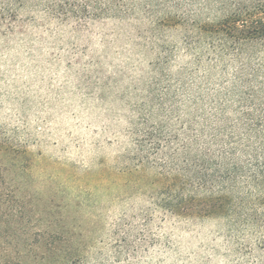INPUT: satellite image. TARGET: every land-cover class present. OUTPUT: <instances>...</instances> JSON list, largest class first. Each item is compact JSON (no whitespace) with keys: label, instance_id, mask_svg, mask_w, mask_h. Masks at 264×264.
<instances>
[{"label":"rangeland","instance_id":"obj_1","mask_svg":"<svg viewBox=\"0 0 264 264\" xmlns=\"http://www.w3.org/2000/svg\"><path fill=\"white\" fill-rule=\"evenodd\" d=\"M203 5L0 0V167L18 212L2 224L0 264H55L73 251L80 264H264L263 185L187 186L186 218L156 205L181 188L169 162L181 123L193 124L195 89L211 113L214 86L224 92L237 67L195 43L194 20L214 18ZM226 98L229 124L237 97ZM145 228L128 256L123 243Z\"/></svg>","mask_w":264,"mask_h":264},{"label":"trees","instance_id":"obj_2","mask_svg":"<svg viewBox=\"0 0 264 264\" xmlns=\"http://www.w3.org/2000/svg\"><path fill=\"white\" fill-rule=\"evenodd\" d=\"M203 6L213 13L214 18L204 23L194 20L197 32L204 35V40L198 36L195 43L206 44L207 56L213 62L231 57L236 61L237 67L233 79L223 86L224 92L214 86L215 96L210 102L216 104V108L211 113H202L201 108L195 106L204 101L202 91L195 89L197 96L193 99V124H185L183 121L179 128L181 137H175L179 143L170 155L172 160L169 165L173 166L177 174H181V188L174 192V197L168 201L162 198L156 205L178 218H186L190 214L193 196L188 198L185 191L187 186L210 189L217 181H223L228 188L233 186L237 178H241L246 184L253 182L254 186L264 187V59L259 57L261 50H264V0H204ZM250 58H256L257 63L248 64ZM201 61L200 55H194L195 69L200 67ZM228 64L229 62L222 67L223 72L227 71ZM210 71L209 69L203 75V86L209 81ZM231 94L237 97V107L234 109L236 119L227 124L225 108L229 99L226 97ZM4 143L0 139V151L3 150ZM192 151L195 154L191 158L188 154ZM180 153L186 155L178 157ZM165 164L168 165L167 162ZM165 164H161L163 169L167 166ZM243 170L245 174L239 177V172ZM5 182L4 168L0 167V241L7 235L2 224L18 214L14 207L16 197L10 191H4ZM138 232L134 240L123 243L128 256H135L141 250V243L146 242V228ZM116 234L123 242L128 232L118 229ZM121 242L117 243L116 248ZM80 262V252L73 251L55 264Z\"/></svg>","mask_w":264,"mask_h":264}]
</instances>
